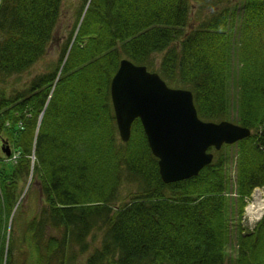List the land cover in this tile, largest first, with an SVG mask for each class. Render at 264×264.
Listing matches in <instances>:
<instances>
[{
  "label": "trees",
  "instance_id": "1",
  "mask_svg": "<svg viewBox=\"0 0 264 264\" xmlns=\"http://www.w3.org/2000/svg\"><path fill=\"white\" fill-rule=\"evenodd\" d=\"M62 2L0 0V83L29 72L46 56ZM209 2L78 0L76 25L57 64L9 96L0 91L1 128L8 117L14 126L24 124L15 144L23 157L0 188V264H75L85 254V264H264V218L243 233L232 216L233 209L242 214L243 204L237 207L227 196L236 190L243 198L264 186V0L245 1L243 33L231 50L215 46V35L236 11L223 7L208 14L214 6ZM198 9L203 17L192 32L190 18ZM156 54H164L161 77L192 91L199 117L214 122L232 117L233 84L222 67L238 58L236 120L256 136L244 140L250 145L238 159L234 182L219 151L198 176L165 185L140 123L137 152L115 145L111 110L108 145H76L96 107L81 90L79 80L85 79L77 67L91 61L109 82L124 55L150 70ZM92 89L94 98L101 94L109 101L107 86ZM32 152L38 158L33 167ZM30 177L43 199L36 214L31 193L17 206ZM125 185L129 191L122 197ZM16 206L10 232L6 225ZM233 242L235 257H227Z\"/></svg>",
  "mask_w": 264,
  "mask_h": 264
},
{
  "label": "rangeland",
  "instance_id": "2",
  "mask_svg": "<svg viewBox=\"0 0 264 264\" xmlns=\"http://www.w3.org/2000/svg\"><path fill=\"white\" fill-rule=\"evenodd\" d=\"M210 5H214L212 7H206V8H212L208 12V14L213 11H215L214 8L221 9L223 7H227V9L231 13H235L234 18H230L227 23H229L224 31L219 30L218 33H216L215 36V46L220 47L222 45L226 50H231V48L235 45L236 39L241 38V35L243 33L242 31V24H243V19L240 18V16L246 11V0H238L233 3H228L226 0H209ZM63 8L61 11V16H59V25H57V30L55 31V37L53 39V42L50 44L48 48V52L45 57L42 58L35 66L32 67V69L21 75V76H12L9 77L7 80H5L3 83H0V91L4 89L5 95L4 96H9L12 94V92L16 89H23L25 86L29 84L31 79L40 74L45 72L47 69H52L58 62V58L60 57V52L62 51V46L65 44V42L68 40L70 34L74 30V26L76 25V19H77V13H78V7L79 3L78 0H63L62 2ZM192 5H195V2L192 3ZM201 8L203 9V3L200 5ZM196 8V6H195ZM235 10V11H234ZM203 17V12L202 10L198 9L197 12L191 16L190 18V25L188 29L193 32V30L197 29L199 22L201 21ZM187 29V31H189ZM78 31V30H77ZM76 31V33H77ZM225 38H228L229 40H226ZM84 57V55H82ZM164 57V54H156V55H151V61L153 60L155 63L154 69H148L151 72H156L160 77V73L158 72V68L160 66V63L162 62ZM122 60H128L130 61L127 56H123ZM119 62V66L120 63ZM132 62V61H131ZM133 63V62H132ZM135 64V63H134ZM138 65V64H136ZM119 66L117 68V71L119 69ZM78 69L81 70L82 77L85 79V81H80L82 85L85 87H82V91L84 92V95L90 97L88 99L89 106L92 107V102L96 104V107L93 106L90 108L92 112H90L91 116L89 119H91V122L88 124V130L80 137L78 143L76 142V145H93L96 147H103L105 145H108V142L110 138H112V122H110L109 118L110 117V112L109 110L113 111V106H112V100H111V93H110V87L112 83V78L108 82L107 77L102 75L101 69L91 61H86L83 65L77 67ZM225 70V77L228 78L231 83L233 84V87L230 89V94H231V105H230V113L232 115L230 121L233 123L238 124L237 122V113H238V106L237 102H235V96L237 94V84L239 81V61L238 58L235 57L231 60V63H226L223 67ZM116 71V72H117ZM116 74V73H115ZM74 78V77H73ZM75 79V78H74ZM162 80H164L161 77ZM165 81V80H164ZM86 82L89 84V87L86 86ZM91 82V83H90ZM108 82V83H107ZM166 82V81H165ZM167 84V82H166ZM169 87L173 89H182V87H173L169 84H167ZM93 86H97L99 88H105L106 86L108 87L109 91V101L105 99L104 95L99 94L96 98H94L93 95ZM87 87V88H86ZM15 117H19L17 113L13 114ZM43 119V116L38 117V124L36 126V131H39L41 126L40 123ZM14 120L7 118L4 127L1 128V123H0V188L2 186V183L8 182L10 179V176L13 174L14 171L18 169L19 166V161L22 159L23 156H21V150L19 148L15 147V144L18 140V133L20 132L22 126L24 124L22 121L18 122V127L13 125ZM136 123H140L139 120L137 119L132 126V134L129 143L128 142H123L119 131L116 130V133L114 131V141L116 146L120 145H126L127 150L132 151V152H137L138 148H141V144L143 143L142 141V136H141V129L139 128V125ZM19 124H21L19 126ZM141 125V123H140ZM240 125V124H239ZM13 128V129H12ZM142 128V127H141ZM4 129V131H3ZM16 130V132H15ZM252 133L256 136V132L252 130ZM73 134V133H72ZM111 144V143H110ZM140 145V146H138ZM247 145H250L249 141H244L240 142L238 144L232 145L225 147L221 150L222 157H224L227 162H228V172L230 173V178H233V182L236 177V172H237V162L239 158L245 157L248 153V147ZM80 146V145H79ZM34 152V151H33ZM31 154L29 157V161L31 164V167L35 166L38 163V158L36 157L35 154ZM8 153V154H7ZM218 154L215 155L217 157ZM143 162L146 164L147 159L144 156V159H142ZM29 191V189H31ZM130 188H133L132 186ZM38 191V193L36 192ZM129 191V186L125 185L122 188V197L125 196V194ZM260 193H264V189L260 188L259 189ZM31 193L30 197L32 200V211H35V214L41 205V194H40V186L38 185L35 186L33 177L27 178L26 180V187L23 191V194L21 195L17 206L20 207L23 205L25 198L27 194ZM253 191L247 195L244 196L243 198L239 195L238 191H233L230 195L227 193V196L235 202L238 206H241L243 204V210L242 214H237L235 212V209H233V219L237 223H239L241 226L247 227L249 231L254 230L257 228L258 224L256 221H252L250 217L251 213V207L256 206L258 200L255 198L256 196L252 194ZM15 207L14 211H12V214L9 217V220L7 222L6 228L13 229V222L16 219L15 214L18 209V207ZM236 207V208H237ZM24 212V211H22ZM24 216H28L24 214ZM234 222V221H233ZM234 224V223H233ZM253 224V225H251ZM255 225V226H254ZM243 228V227H242ZM7 233V239H9L10 236ZM246 234V233H245ZM9 235V236H8ZM100 238L97 239L95 242V245L93 247H97L99 244ZM236 248L237 245L233 242V245H229L227 249V257H235L236 254ZM87 257V254L80 256V259L75 263V264H85V259ZM31 264V262H29ZM227 264H230V260H227Z\"/></svg>",
  "mask_w": 264,
  "mask_h": 264
},
{
  "label": "water",
  "instance_id": "3",
  "mask_svg": "<svg viewBox=\"0 0 264 264\" xmlns=\"http://www.w3.org/2000/svg\"><path fill=\"white\" fill-rule=\"evenodd\" d=\"M110 93L122 141H129L138 119L165 184L197 176L213 160L210 148L220 150L251 134L229 121H202L191 91L170 88L156 72L128 60L121 61Z\"/></svg>",
  "mask_w": 264,
  "mask_h": 264
}]
</instances>
